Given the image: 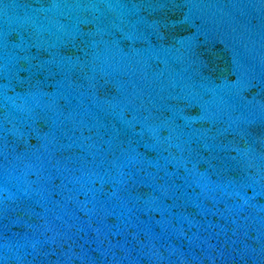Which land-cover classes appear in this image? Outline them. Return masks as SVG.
I'll use <instances>...</instances> for the list:
<instances>
[{"label": "water", "instance_id": "obj_1", "mask_svg": "<svg viewBox=\"0 0 264 264\" xmlns=\"http://www.w3.org/2000/svg\"><path fill=\"white\" fill-rule=\"evenodd\" d=\"M0 264H264V0H0Z\"/></svg>", "mask_w": 264, "mask_h": 264}]
</instances>
